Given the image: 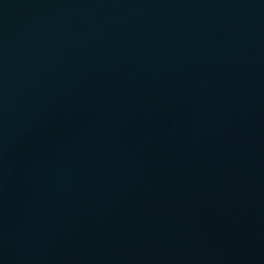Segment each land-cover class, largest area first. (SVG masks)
I'll return each mask as SVG.
<instances>
[{"label":"water","instance_id":"obj_1","mask_svg":"<svg viewBox=\"0 0 264 264\" xmlns=\"http://www.w3.org/2000/svg\"><path fill=\"white\" fill-rule=\"evenodd\" d=\"M0 264H264V0H0Z\"/></svg>","mask_w":264,"mask_h":264}]
</instances>
